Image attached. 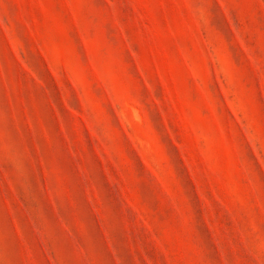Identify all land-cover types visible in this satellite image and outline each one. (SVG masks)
Returning <instances> with one entry per match:
<instances>
[{"label": "rangeland", "instance_id": "374dc122", "mask_svg": "<svg viewBox=\"0 0 264 264\" xmlns=\"http://www.w3.org/2000/svg\"><path fill=\"white\" fill-rule=\"evenodd\" d=\"M0 264H264V0H0Z\"/></svg>", "mask_w": 264, "mask_h": 264}]
</instances>
